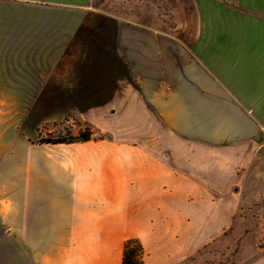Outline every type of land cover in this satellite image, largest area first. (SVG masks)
<instances>
[{
    "label": "crops",
    "instance_id": "0c3cea01",
    "mask_svg": "<svg viewBox=\"0 0 264 264\" xmlns=\"http://www.w3.org/2000/svg\"><path fill=\"white\" fill-rule=\"evenodd\" d=\"M263 152L264 0H0V264H178Z\"/></svg>",
    "mask_w": 264,
    "mask_h": 264
},
{
    "label": "rangeland",
    "instance_id": "374dc122",
    "mask_svg": "<svg viewBox=\"0 0 264 264\" xmlns=\"http://www.w3.org/2000/svg\"><path fill=\"white\" fill-rule=\"evenodd\" d=\"M11 97L10 92L6 98ZM5 110L12 112L13 107ZM38 128L34 140L63 136L71 130L63 120L46 122ZM248 175L249 186L230 188V214L214 219L212 239L189 254L182 253L178 264H250L264 252V152Z\"/></svg>",
    "mask_w": 264,
    "mask_h": 264
},
{
    "label": "trees",
    "instance_id": "16d2710c",
    "mask_svg": "<svg viewBox=\"0 0 264 264\" xmlns=\"http://www.w3.org/2000/svg\"><path fill=\"white\" fill-rule=\"evenodd\" d=\"M92 130L85 127L74 134L71 130H66V135L50 136L33 140L37 143H69L86 141L91 139ZM144 258V247L138 238H130L124 242L121 264H142Z\"/></svg>",
    "mask_w": 264,
    "mask_h": 264
}]
</instances>
